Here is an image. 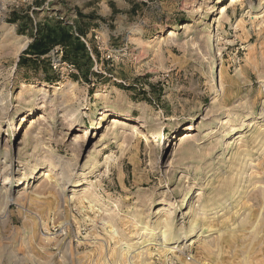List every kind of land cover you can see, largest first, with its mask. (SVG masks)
<instances>
[{
  "label": "rangeland",
  "instance_id": "1",
  "mask_svg": "<svg viewBox=\"0 0 264 264\" xmlns=\"http://www.w3.org/2000/svg\"><path fill=\"white\" fill-rule=\"evenodd\" d=\"M231 1L0 0V264H264V0ZM73 9L91 71L19 65Z\"/></svg>",
  "mask_w": 264,
  "mask_h": 264
},
{
  "label": "trees",
  "instance_id": "2",
  "mask_svg": "<svg viewBox=\"0 0 264 264\" xmlns=\"http://www.w3.org/2000/svg\"><path fill=\"white\" fill-rule=\"evenodd\" d=\"M27 18L33 22L30 15ZM11 19L14 22L18 20L16 17ZM33 23L32 36L34 39L20 56L19 65H27L31 61V58L25 57V54L35 55L34 57L40 59L42 56H46L54 46L61 44L64 46V59L74 62L83 74L91 71L93 53L86 43L72 32L69 25L64 24L59 18L46 20L43 23ZM94 52L97 51L94 49Z\"/></svg>",
  "mask_w": 264,
  "mask_h": 264
},
{
  "label": "built area",
  "instance_id": "3",
  "mask_svg": "<svg viewBox=\"0 0 264 264\" xmlns=\"http://www.w3.org/2000/svg\"><path fill=\"white\" fill-rule=\"evenodd\" d=\"M70 21H68L69 23ZM72 23V22H70ZM76 35H78L83 42L86 43L87 47L92 51V48L90 46V43L88 39L85 36H80L77 32ZM50 62L52 65V68L55 71H63L67 70L68 72L77 71L78 67L75 63L69 62L66 59H64V46L63 45H56L49 53Z\"/></svg>",
  "mask_w": 264,
  "mask_h": 264
},
{
  "label": "crops",
  "instance_id": "4",
  "mask_svg": "<svg viewBox=\"0 0 264 264\" xmlns=\"http://www.w3.org/2000/svg\"><path fill=\"white\" fill-rule=\"evenodd\" d=\"M76 19H79V11L78 10H76V9H73L72 10V13H71V17H70V19L68 20V21H70V22H72V23H68V21H65V22H63L64 24H67V25H69L70 27H71V30H72V32L76 35V32L80 35V36H85L86 37V35H87V30H86V28H84V27H82V26H77V20ZM79 31V32H78ZM78 36V35H77ZM81 39V38H80ZM32 42V41H31ZM30 42V43H31ZM29 43V44H30ZM29 44H28V46H29ZM58 45H61V44H58ZM27 46V47H28ZM26 47V48H27ZM25 48V49H26ZM24 49V50H25ZM50 53V52H49ZM49 53L46 55V56H42V58L41 59H45L46 57H48L49 58V60H50V57H49ZM22 54H23V52H22ZM35 55H31V54H25V57H34ZM50 65H51V62H50Z\"/></svg>",
  "mask_w": 264,
  "mask_h": 264
},
{
  "label": "bare ground",
  "instance_id": "5",
  "mask_svg": "<svg viewBox=\"0 0 264 264\" xmlns=\"http://www.w3.org/2000/svg\"><path fill=\"white\" fill-rule=\"evenodd\" d=\"M233 1H236V0H232L231 2H233ZM224 6V5H223ZM222 10L223 11H226L227 10V7H223L222 8ZM171 34V33H170ZM43 117H41V119H42ZM118 121V119H113V122H117ZM137 127V126H136ZM137 129V128H136ZM190 136H192V135H190V134H188V133H186V135H185V137L184 138H187V137H190ZM183 138V139H184ZM12 181H11V179H7V180H5L4 181V183H3V185H9L10 183H11ZM165 223H166V225H165V229L164 230H162L161 231V234H162V236H163V238L166 240L167 238H168V229H167V227H168V225H169V222L168 221H165ZM169 228V227H168ZM195 228H196V225H192V227L190 228V231H189V233H190V235L191 234H193L194 232H195ZM142 229H144V231H147V229H148V227H142ZM150 234V233H149ZM170 234V233H169ZM189 235V236H190ZM186 237V236H185ZM188 238V237H187Z\"/></svg>",
  "mask_w": 264,
  "mask_h": 264
}]
</instances>
